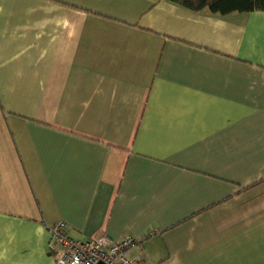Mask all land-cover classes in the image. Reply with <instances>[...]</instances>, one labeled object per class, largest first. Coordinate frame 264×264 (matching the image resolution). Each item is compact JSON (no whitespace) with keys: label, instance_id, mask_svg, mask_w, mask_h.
<instances>
[{"label":"crops","instance_id":"1","mask_svg":"<svg viewBox=\"0 0 264 264\" xmlns=\"http://www.w3.org/2000/svg\"><path fill=\"white\" fill-rule=\"evenodd\" d=\"M57 223L264 264V12L0 0V264H55Z\"/></svg>","mask_w":264,"mask_h":264},{"label":"built area","instance_id":"2","mask_svg":"<svg viewBox=\"0 0 264 264\" xmlns=\"http://www.w3.org/2000/svg\"><path fill=\"white\" fill-rule=\"evenodd\" d=\"M48 232V249L55 264H140L128 252L141 240L128 237L114 242L105 235L76 240L68 235L64 223L50 226Z\"/></svg>","mask_w":264,"mask_h":264},{"label":"trees","instance_id":"3","mask_svg":"<svg viewBox=\"0 0 264 264\" xmlns=\"http://www.w3.org/2000/svg\"><path fill=\"white\" fill-rule=\"evenodd\" d=\"M193 13L224 17L235 13L264 12V0H166Z\"/></svg>","mask_w":264,"mask_h":264}]
</instances>
